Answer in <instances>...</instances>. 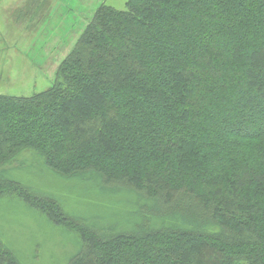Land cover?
Returning a JSON list of instances; mask_svg holds the SVG:
<instances>
[{"label":"trees","instance_id":"1","mask_svg":"<svg viewBox=\"0 0 264 264\" xmlns=\"http://www.w3.org/2000/svg\"><path fill=\"white\" fill-rule=\"evenodd\" d=\"M28 154L155 203L82 224L68 264H264V0L101 4L49 88L0 93V196L64 219L12 174ZM0 264H22L1 238Z\"/></svg>","mask_w":264,"mask_h":264},{"label":"rangeland","instance_id":"2","mask_svg":"<svg viewBox=\"0 0 264 264\" xmlns=\"http://www.w3.org/2000/svg\"><path fill=\"white\" fill-rule=\"evenodd\" d=\"M127 1L0 0V93L29 96L49 88L98 7L122 10ZM33 158H20L23 163L12 174L54 196L47 203L65 218L56 219L35 200L0 196V238L22 264H68L86 241L82 224L109 233L112 226L132 227L155 206L136 190L112 187L96 172L59 175Z\"/></svg>","mask_w":264,"mask_h":264}]
</instances>
